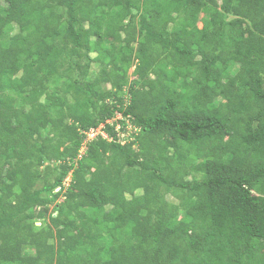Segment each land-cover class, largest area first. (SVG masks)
Returning <instances> with one entry per match:
<instances>
[{"label": "trees", "instance_id": "trees-1", "mask_svg": "<svg viewBox=\"0 0 264 264\" xmlns=\"http://www.w3.org/2000/svg\"><path fill=\"white\" fill-rule=\"evenodd\" d=\"M0 264H264V0H0Z\"/></svg>", "mask_w": 264, "mask_h": 264}, {"label": "rangeland", "instance_id": "rangeland-1", "mask_svg": "<svg viewBox=\"0 0 264 264\" xmlns=\"http://www.w3.org/2000/svg\"><path fill=\"white\" fill-rule=\"evenodd\" d=\"M201 25H202V23L200 22V21H198L197 22V24H196V26L198 27V28H200L201 27ZM133 69H134V65L132 64V66L128 69V72H127V75L129 76V79H132V78H134V76H133V74H132V71H133ZM108 88H109V85H106ZM116 117H119V115L117 114V116ZM131 118L130 117H126L125 119H124V121H125V123H126V125H127V131H126V134H125V138H126V140L125 141H127V142H129V141H131V140H133V136H135L134 134H136L137 132H138V127H135V125H133L132 123H131ZM107 121H109V120H107ZM132 124V125H131ZM103 125L101 124L98 128H96V129H91L92 130V132L91 131H87L86 132V134H85V136H84V139H83V143H82V146L79 148V151H78V154H77V156H76V158H75V160H74V162L78 159V158H81V156H84V154H85V152H86V149H87V144H88V141H90L91 139H93V138H95L98 134H100V135H102L103 137H105V138H108L109 139V137L101 130V127H102ZM88 133V134H87ZM134 146H136V144H134ZM71 164H73V163H71ZM71 173H69L68 174V177H69V179L71 178V175H70ZM191 178V176H188L186 179H190ZM69 179H67V181L65 182V186H67L68 185V182H69ZM55 191H57L58 190V188L56 189H54ZM62 197H60L59 199H61ZM37 226H39L40 225V223H39V221H37L36 223H35Z\"/></svg>", "mask_w": 264, "mask_h": 264}, {"label": "built area", "instance_id": "built-area-1", "mask_svg": "<svg viewBox=\"0 0 264 264\" xmlns=\"http://www.w3.org/2000/svg\"><path fill=\"white\" fill-rule=\"evenodd\" d=\"M94 130V129H93ZM89 131H91L92 132V130L90 129ZM88 134V133H87ZM67 179H68V177H67Z\"/></svg>", "mask_w": 264, "mask_h": 264}]
</instances>
